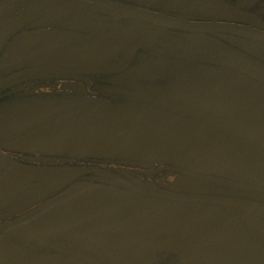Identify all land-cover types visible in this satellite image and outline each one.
<instances>
[{"label":"flooded vegetation","instance_id":"flooded-vegetation-1","mask_svg":"<svg viewBox=\"0 0 264 264\" xmlns=\"http://www.w3.org/2000/svg\"><path fill=\"white\" fill-rule=\"evenodd\" d=\"M104 1L143 14L98 0H0V264H144L126 255L136 243L158 258L184 244L166 217L204 212L239 238L244 196L254 201L244 212L264 215V173H251L264 143L242 126L264 113V0ZM208 47L222 52L192 50ZM164 146L204 168L161 158ZM98 208L124 218L100 226ZM233 243L256 263L255 240Z\"/></svg>","mask_w":264,"mask_h":264},{"label":"rangeland","instance_id":"rangeland-1","mask_svg":"<svg viewBox=\"0 0 264 264\" xmlns=\"http://www.w3.org/2000/svg\"><path fill=\"white\" fill-rule=\"evenodd\" d=\"M242 83L245 84L244 82ZM245 85L248 86L247 84ZM217 90H220V88H217ZM257 90L258 94L264 95V90L262 88H257ZM182 134L184 137H189L185 129H183ZM164 138L165 136L162 137V139ZM262 142L264 143V140H262ZM138 143L143 145H139ZM135 144L140 147L142 154L156 158V148L146 143L132 140L131 145ZM262 149L264 150V146ZM160 153L161 158L193 164V167L196 170H202L204 168L201 159L196 158L194 162H191L187 158H178L180 155L173 151L170 147L164 146ZM219 160L221 159L218 157L211 158V162L209 163L210 167L217 165L216 163ZM253 161V170L251 173L255 176L262 175L264 173V152H259L256 160L253 158ZM256 161H259V163ZM228 164L229 162H227V165ZM251 200L252 198L250 196L243 197L241 202L243 205L241 206L243 213L236 221L237 224L242 225V227L239 228L240 230H243L242 237L238 235L239 238L235 236L233 238L232 235L235 234L230 231L229 233L224 232L220 234V229L217 227L219 225L218 218L212 217L204 212H179L172 218L166 217L165 222L167 224H164L168 231L173 232L174 237L184 241L183 245H176V247H174L177 254L167 257L164 256V253H162L158 258L155 256L154 250L148 249H154L153 246H148L144 243H136L135 250L128 251L126 255L137 261V263L141 260L144 264H154L155 262H157L156 264H258L257 262H260L261 254L264 256V215H261V212H244V210L254 208L252 207L254 205V201ZM156 205V203H145L147 208H149V206L157 207ZM182 209L183 208H177V210L180 211H182ZM95 213L99 214L96 222L100 226L116 225L118 223L117 216L122 219L124 218V216H120L112 211H107L104 208L96 209ZM230 220L231 218L227 216L224 218V223L228 224ZM141 228H144V223L141 225ZM166 236L170 237L171 233ZM246 239L255 240V245L259 247V255L256 258V263L254 262L255 259L252 258L255 254L247 244L244 243L242 245L234 246V241H242ZM229 240H232V242L228 243ZM231 244L232 246L229 247ZM200 260H203V263H199Z\"/></svg>","mask_w":264,"mask_h":264},{"label":"water","instance_id":"water-1","mask_svg":"<svg viewBox=\"0 0 264 264\" xmlns=\"http://www.w3.org/2000/svg\"><path fill=\"white\" fill-rule=\"evenodd\" d=\"M98 2L110 9H115V10H120L121 12H128L136 15H141L143 14L141 10L134 9L131 7H126V6H116L114 4H111L107 1L104 0H98ZM174 24L178 25L179 28L185 29V30H199V31H215L220 29V24H198V23H188V22H179L175 21ZM261 39L264 40V36H260ZM195 51H203V52H211V53H221L222 51L218 48H195L192 49ZM95 111H92L90 114H88L85 118L82 120H79L77 124L74 126H80L82 122H88L90 118L96 117ZM243 121V128L245 129V132L255 135L259 137L260 139L264 140V113L259 110L258 116H246L242 118ZM94 128H96V125ZM264 179V176L262 177ZM262 179V180H263ZM71 234L82 237V238H87V239H98V240H114L118 238H135V239H141V240H151L155 239L152 235H144V236H139L136 234H128V233H120V232H115V231H107V232H93V233H80L76 231H70Z\"/></svg>","mask_w":264,"mask_h":264}]
</instances>
